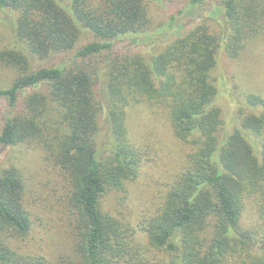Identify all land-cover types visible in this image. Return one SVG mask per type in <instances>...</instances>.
<instances>
[{
  "label": "trees",
  "instance_id": "obj_1",
  "mask_svg": "<svg viewBox=\"0 0 264 264\" xmlns=\"http://www.w3.org/2000/svg\"><path fill=\"white\" fill-rule=\"evenodd\" d=\"M163 1L187 4L170 26L206 8L209 16L150 53L115 52L117 41L157 44L149 4ZM0 12L16 40L0 61L18 72L0 90V153L40 151L63 173L75 211L70 255L51 261L27 252L34 220L26 184L15 165L4 170L0 264H264V97L247 94L252 113L224 135L214 78L222 52L238 59L264 38V0H0ZM85 32L95 41L80 46ZM69 53L70 63L37 66ZM32 88L43 91L21 103ZM142 103L163 108L191 147L186 168L141 222L145 244L104 208L108 194L140 176L145 152L131 139L128 110ZM249 201L257 216L245 228Z\"/></svg>",
  "mask_w": 264,
  "mask_h": 264
},
{
  "label": "rangeland",
  "instance_id": "obj_2",
  "mask_svg": "<svg viewBox=\"0 0 264 264\" xmlns=\"http://www.w3.org/2000/svg\"><path fill=\"white\" fill-rule=\"evenodd\" d=\"M186 5L167 1L150 3L153 22L151 30L155 33L157 44L148 47L141 43L132 45L130 41H117L114 51L150 53L156 46L165 47L209 16L206 8L205 11L190 13L179 25L170 26L171 17ZM4 19L6 15L0 12V51L16 44L12 32L14 28L5 24ZM208 22L213 28H218L215 22ZM161 29L163 31L157 35ZM93 41L94 35L85 32L80 46ZM73 58L72 53L59 55L38 63L37 66H59L70 63ZM17 78L18 72L0 61V90L9 88ZM214 78L221 93L217 102L224 112L226 125L222 133L226 135L232 133L240 126L243 118L252 113V109L245 104L246 95L258 94L264 97V38L249 43L238 59H232L222 52ZM35 91H43V88L26 91L21 103L27 93ZM6 114L7 106L2 101L0 133L6 121ZM128 126L132 141L145 152L144 163L139 178L129 182L125 191H113L105 197L104 208L122 221L130 222L134 235L145 244L148 240L141 230V222L144 217L151 216L161 203L173 178L184 171L187 153L191 147L176 137L168 113L163 108L145 103L131 106L128 110ZM13 165L24 177L27 203L33 212L34 228L23 242L24 249L31 254L45 256L51 261L70 255L74 242L75 211L68 202V185L63 173L46 162L40 151L28 149L26 146L9 147L0 153V175ZM256 216V209L249 201L243 226L252 227ZM158 257L161 259L160 255Z\"/></svg>",
  "mask_w": 264,
  "mask_h": 264
}]
</instances>
